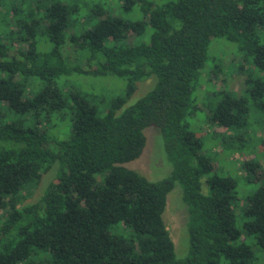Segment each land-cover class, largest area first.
Instances as JSON below:
<instances>
[{"label": "trees", "instance_id": "obj_1", "mask_svg": "<svg viewBox=\"0 0 264 264\" xmlns=\"http://www.w3.org/2000/svg\"><path fill=\"white\" fill-rule=\"evenodd\" d=\"M216 38L240 58V93L208 85L221 71L208 55ZM88 78L115 84L79 87ZM149 126L170 165L155 181L124 166ZM261 128L264 0H0V264H262L259 160L242 162L258 184L240 197L205 153L247 149ZM174 188L188 238L180 259L162 218Z\"/></svg>", "mask_w": 264, "mask_h": 264}, {"label": "rangeland", "instance_id": "obj_2", "mask_svg": "<svg viewBox=\"0 0 264 264\" xmlns=\"http://www.w3.org/2000/svg\"><path fill=\"white\" fill-rule=\"evenodd\" d=\"M109 3L111 4V2ZM112 9H115V7ZM134 41L135 40L132 35L126 39V42L129 45L133 44ZM211 44L208 48V55L214 60V62H218L220 60L221 71L216 77H213L212 80L208 82V85H215L218 87L226 86L227 89L240 93L241 88L243 87L244 79L242 73L237 69L240 58L235 56L229 44L224 42L222 39H212ZM202 78L203 79H198L197 88L200 86L198 88V98H201L202 95L204 96V85L202 86L201 83H203L206 78L204 76H202ZM152 83V78H147L146 80L137 83V88L130 97L128 103L130 104L144 95L150 89ZM114 84L115 82H113L111 78H88L87 80H84L82 84L79 85V87L86 88L87 86H93L94 88H101L110 92L112 91ZM203 111L207 112L205 108ZM206 127H209L208 124H205V128ZM256 127L257 126L251 124L249 129L255 130ZM220 131L229 134L228 130L226 131L217 129V133H221ZM144 134L146 143L142 154L137 159L125 163L124 166L140 173L149 180H160L169 174L170 165L162 160V155L156 142L155 129L152 126H149L144 129ZM218 135L219 134L216 136ZM254 137L252 136L251 138V141L254 142V145H247L249 146L247 149L244 146L242 149H246V151L241 153L240 151L242 149L239 151H234L230 148L229 151L226 149L222 154H220L221 152H218V157H215L213 145L210 146L209 152L205 151L207 156L211 157V160L215 165L214 169L217 170L219 174H221V172L223 174H228L236 181V190L238 191L240 197H243L246 193H250L258 184L255 179L252 181L249 179L248 183L245 182L246 179L243 176L244 172L241 168L242 162L247 159L255 158L256 160H259V169L262 171L264 170V129L261 128L258 130L256 134H254ZM241 139L244 141L246 138L245 136H241ZM231 140L233 139L230 138V141ZM207 143L214 144L215 146L217 144V142L215 144L214 140L212 142L207 141ZM55 173V168H52L50 171L44 173L38 186L31 189L29 192H26L24 203L36 201L42 194L47 184L54 178ZM177 192L178 188H174L167 195V203L162 214V218L174 244L176 257L180 259L183 258L188 252V238L186 237L184 227V206L180 195L178 196ZM240 224L241 219L237 217V225ZM244 242H246L251 247L256 256H261V250L256 246L252 237L245 238ZM262 264H264V259L262 260Z\"/></svg>", "mask_w": 264, "mask_h": 264}]
</instances>
